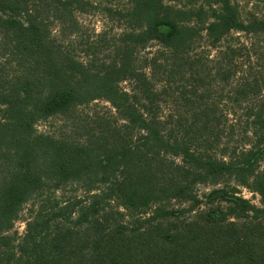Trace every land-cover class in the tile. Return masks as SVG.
I'll return each mask as SVG.
<instances>
[{"label":"trees","instance_id":"obj_1","mask_svg":"<svg viewBox=\"0 0 264 264\" xmlns=\"http://www.w3.org/2000/svg\"><path fill=\"white\" fill-rule=\"evenodd\" d=\"M84 14L119 26L95 35L100 63ZM0 36V264H264V19L231 0H0ZM99 100L114 121L83 141L35 130Z\"/></svg>","mask_w":264,"mask_h":264},{"label":"rangeland","instance_id":"obj_2","mask_svg":"<svg viewBox=\"0 0 264 264\" xmlns=\"http://www.w3.org/2000/svg\"><path fill=\"white\" fill-rule=\"evenodd\" d=\"M167 1V0H164ZM238 8V11L242 17V19H248L252 16L257 17L259 19H264V0H231ZM120 3L119 5H122ZM76 20L79 23L78 26V35L79 39H77V43H83V45H87L90 47L89 56L93 57L95 61L100 63L102 60H107L110 58V54L108 53V49L106 46L107 43H111V37L116 34L119 29L117 24H113L111 27V23L105 21V19L98 14H89V15H77ZM106 31L108 33L106 42H97L99 39L95 38L97 33L102 31ZM104 31V32H105ZM51 35L52 37L60 40L62 44L63 40L67 41L64 36L60 34V29L57 24L52 23L51 25ZM77 35V36H78ZM109 37V38H108ZM95 40L94 43L92 40ZM68 44V43H67ZM66 45V44H65ZM69 50L72 48L68 47ZM5 42L2 40L0 36V77L5 80L10 74L14 73V67L11 63L4 58V53L6 52ZM73 49V48H72ZM80 48H76L74 54L79 53ZM78 57H82L83 54H77ZM125 87V84H122ZM164 111L169 109V106L163 107ZM113 110L110 105L105 101H94L90 104L79 106L75 108L71 113L67 115H57L52 116L47 119L41 120L40 122L35 124V130L40 134H48L54 138H64L70 139L74 141H83L85 136H82L84 133L83 126L88 125L91 121L95 120L96 117H108V121L113 122L112 119ZM209 187H198L197 192L199 195L208 191ZM71 194L74 188L68 189ZM241 195L249 199L253 205L259 206V198L257 195L250 194L246 191L240 190ZM67 194V195H69ZM29 206L25 205L23 210L20 212L16 222L14 223L13 229L11 233H15L17 238H20L25 231V220L28 217Z\"/></svg>","mask_w":264,"mask_h":264}]
</instances>
